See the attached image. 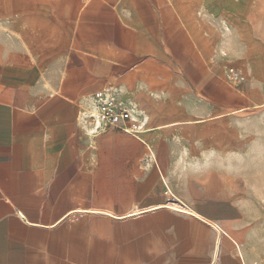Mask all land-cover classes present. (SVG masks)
Here are the masks:
<instances>
[{"label": "crops", "instance_id": "crops-1", "mask_svg": "<svg viewBox=\"0 0 264 264\" xmlns=\"http://www.w3.org/2000/svg\"><path fill=\"white\" fill-rule=\"evenodd\" d=\"M244 18L224 61L173 0H0V264L264 263V14ZM106 90L142 133H89Z\"/></svg>", "mask_w": 264, "mask_h": 264}, {"label": "rangeland", "instance_id": "rangeland-1", "mask_svg": "<svg viewBox=\"0 0 264 264\" xmlns=\"http://www.w3.org/2000/svg\"><path fill=\"white\" fill-rule=\"evenodd\" d=\"M173 2L183 13L190 14L192 21L204 36L210 29L216 30L218 37L222 33H231L234 27L238 32L242 29V17H247L249 14L255 17L258 13L264 14V0H173ZM227 18L233 21L232 24ZM218 52L223 60L221 53L224 52L227 57L230 56L229 51L225 48L224 36L219 38ZM218 66L221 67V64L219 63ZM254 123L250 129V151L256 157V161L250 163L253 201L257 209L254 211L257 221L253 234L256 240H259V242L255 241L258 251L264 253V125Z\"/></svg>", "mask_w": 264, "mask_h": 264}, {"label": "built area", "instance_id": "built-area-1", "mask_svg": "<svg viewBox=\"0 0 264 264\" xmlns=\"http://www.w3.org/2000/svg\"><path fill=\"white\" fill-rule=\"evenodd\" d=\"M221 57H227L226 53H221ZM224 78L227 82L238 86L242 82L239 71L232 66H224ZM94 109L88 115L89 123L92 127L89 133L96 135L103 128L114 126L117 120H122L127 123L123 128L124 132L132 134H140L143 132V126L138 123L131 114L123 108L122 103L115 98V95L110 90L102 91L94 95Z\"/></svg>", "mask_w": 264, "mask_h": 264}, {"label": "bare ground", "instance_id": "bare-ground-1", "mask_svg": "<svg viewBox=\"0 0 264 264\" xmlns=\"http://www.w3.org/2000/svg\"><path fill=\"white\" fill-rule=\"evenodd\" d=\"M255 29V28H254ZM250 30V29H249ZM255 37V36H254ZM251 40V39H250ZM245 41H247V40H245ZM247 60V59H246ZM242 65H244V63L242 64ZM249 65V64H248ZM247 66V65H246ZM248 69V68H247ZM246 70V69H245ZM239 71V73H240V75H241V78L243 79V76H242V73H241V71L240 70H238ZM244 72H246V71H244ZM83 116V115H82ZM216 173V172H215ZM216 187V186H215Z\"/></svg>", "mask_w": 264, "mask_h": 264}]
</instances>
